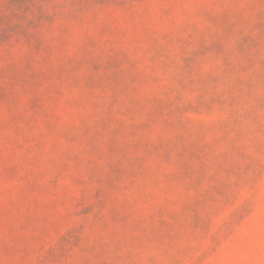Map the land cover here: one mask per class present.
<instances>
[{
    "label": "rangeland",
    "instance_id": "obj_1",
    "mask_svg": "<svg viewBox=\"0 0 264 264\" xmlns=\"http://www.w3.org/2000/svg\"><path fill=\"white\" fill-rule=\"evenodd\" d=\"M0 264H264V0H0Z\"/></svg>",
    "mask_w": 264,
    "mask_h": 264
}]
</instances>
